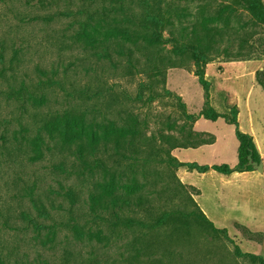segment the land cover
<instances>
[{
	"label": "trees",
	"instance_id": "trees-1",
	"mask_svg": "<svg viewBox=\"0 0 264 264\" xmlns=\"http://www.w3.org/2000/svg\"><path fill=\"white\" fill-rule=\"evenodd\" d=\"M62 2L74 8L58 15L75 20L78 29L62 37H50L48 41L58 46L60 52L66 42L71 47L79 46L81 51L78 56L51 63L49 68L41 67L38 86L45 91L58 88L65 101L73 106L62 113H35L32 118L35 128L27 131L33 132V136L26 140L33 148L34 156L29 157L30 161L43 155L51 156L52 172L73 177L80 187L49 189L59 194L63 202L67 201L68 206L63 202L55 205L49 195L46 197L51 202L48 207L38 198L37 183L30 185L23 180L25 187L14 194V198L29 200L31 209L19 215L28 225H11L4 221L1 229L14 238L28 232L35 238L46 233L48 240L51 234L63 235L62 250L59 258L40 254L32 258L27 253L2 247L0 264H100L94 252L95 257L87 259L74 254L71 237L114 241L132 235L133 240L140 242L145 238L146 248L150 250L159 247L151 232L163 228H168L179 240L182 236L190 237L191 226L211 231L215 236H228L227 229L216 228L207 218L177 172L181 167H188L200 174L213 170L230 176L255 171L249 164L250 159L260 163L261 156L253 137L240 129L238 108L231 107L229 115L213 107L212 83L206 77V68L215 55L192 36L195 32L192 34L185 26L176 27L175 21L186 11L179 5L181 0H41L39 4L50 7ZM240 11H245L255 24L264 26L263 0H235L234 4L218 6L216 13L230 17ZM39 19L43 20L31 21ZM54 19V16L45 17L44 21L51 23ZM21 49H15V53ZM165 51L192 61L194 75L204 91L205 102L199 114L190 113L186 103L165 87L167 72L176 67L175 61L165 56ZM19 61L20 58L16 62ZM0 75L4 76V69L0 70ZM257 76L264 90V83ZM129 79H138L135 92L118 90L120 81ZM23 91H28L33 102L38 101L36 94L24 85L16 92ZM166 97L177 99L181 110V116L169 128L181 121L183 124L178 126L181 132L187 130L189 134L198 135L194 127L200 118L212 122L224 118L235 126L238 164L234 167L227 164L202 166L180 162L173 155L176 149H197L212 144L206 139L182 143L163 131L143 136L148 123L135 111V106ZM2 140L8 143L7 137L2 136ZM72 142L75 149L70 147ZM85 184L89 186L87 189ZM130 187L147 188L150 194L117 193L119 189ZM181 197L186 201L176 203ZM166 201L173 204L171 209L166 208ZM190 207L194 209L189 210ZM0 216L4 218L1 213ZM237 254L249 258L253 264H264L261 256L242 254L239 249Z\"/></svg>",
	"mask_w": 264,
	"mask_h": 264
},
{
	"label": "rangeland",
	"instance_id": "rangeland-1",
	"mask_svg": "<svg viewBox=\"0 0 264 264\" xmlns=\"http://www.w3.org/2000/svg\"><path fill=\"white\" fill-rule=\"evenodd\" d=\"M40 1L0 0V70L4 69V76L0 75V213L4 217L0 216V251L2 247H5L10 251L16 249L20 254L27 253L32 258L37 254L59 258L62 240H64L63 235L51 234V239L48 240L46 233L35 238L33 233L28 232V234L14 238L1 229L4 221L11 225L16 223L22 226L28 225V222L20 219L19 215L22 211L31 209L29 200L14 198V194H18L19 190L25 187L23 180L30 185L33 182L37 183L38 198H41L44 201L43 204L48 207L51 205V202L46 199L49 195L55 200V205L64 201L59 194L52 193L49 189L61 191L60 186L67 188L69 185H79L73 177L52 172L51 156L43 155L34 161L29 160V157L34 154L30 141L26 138L33 136L31 132L35 128L33 115L48 111L62 113L67 107L71 109L73 106V103L65 101L63 93L58 88L45 91L38 86L41 78L39 69L49 68L51 63H59L65 58L78 56L81 51L79 46L71 47L66 42L60 47L63 49L60 52L58 46H53L52 42L48 41L50 37H62L78 29L75 20L68 16L58 15L62 11L71 10L74 6L62 2L59 5L45 7L39 4ZM234 2L235 0H181L179 5L186 11L175 21V25L176 27L185 26L192 34L195 32L192 36L202 41L203 47L210 49L215 55L214 61L209 65L211 66L210 76L216 77V73L223 72L224 67L229 63L251 61L255 66V78L258 74L257 77L264 83V26L255 24L245 11H240L237 15L230 17L216 13L218 6L234 4ZM52 16L55 19L51 23L44 21L45 17ZM34 18H43V20L32 22ZM160 47L164 49V44ZM18 48L22 49L16 54L15 49ZM165 56L176 63V67L167 72L165 87L185 103L183 97L176 92L183 91L192 108L198 106L202 87L194 75L192 61L187 57L176 56L166 51ZM19 58L21 61L16 62ZM137 81L138 79L121 80L118 90H128L134 93ZM215 83L216 92H218L220 84L218 81ZM234 83L243 85V88L239 89L242 90V95L246 96L250 77ZM22 85L36 94L38 98L36 103L30 99L28 91L16 92L21 89ZM261 92L264 94L262 90ZM42 99L47 101L42 102ZM227 101V97L223 95L217 101L220 108L213 107L218 112L230 115L231 106L227 104ZM211 102L213 105L212 90ZM239 102L243 108V123L246 126L249 121L248 109L242 99ZM179 103L173 97H166L157 99L151 104H137L135 111L148 123L143 136L163 131L167 135L177 137L182 143H194L202 139L214 143L215 137L212 134L194 135L189 134L187 130L181 132L178 129V126L183 124L181 121L171 126L172 128L168 127L181 116ZM253 108L257 110L258 117H264V99L257 91H254ZM187 110L192 113L188 106ZM207 123L209 125L206 127L215 131L217 143L204 154L202 165L227 164L234 167L230 137L232 126L229 128L216 127L213 122ZM29 129L31 131L27 132ZM2 136L8 138L7 144L5 143L7 141L2 140ZM70 147L75 149L76 145L72 142ZM191 158L195 157L192 155ZM189 172L193 173L192 177ZM208 172L206 177H203L196 170L181 167L177 175L197 204L202 205L215 217V227L227 229L228 236L224 234L215 236L211 231L191 226L188 233L190 237L182 236L179 240L175 235H171L168 228H163L157 232H151L152 238L158 241L159 247L150 250L146 248L145 238L140 239V242L139 239L133 240L132 235L114 239V241L71 237L73 253L81 254L87 259L94 258L95 255H92L94 252L100 264H253L249 258L239 256L237 249L242 254H253L264 258V212H262L264 202L261 200L264 182L249 180L233 174L224 176L213 170ZM185 179L191 181L196 187L190 186ZM85 187L87 189L89 186L85 184ZM237 190L242 192V196L246 193L243 196L245 198H240V209L242 206H248L251 213H255L246 214L252 217L250 219L244 218L237 204L229 198V195ZM117 193L142 196L150 194L147 188L140 187L119 189ZM201 193L202 198L199 201L197 197ZM246 195L249 196L246 197ZM217 198L221 199L220 203ZM182 200L186 201V198H178L176 203ZM63 203L65 207L68 206L67 201ZM165 205L168 209L173 207L169 201H166ZM193 209L189 208V210ZM58 262L59 259H57Z\"/></svg>",
	"mask_w": 264,
	"mask_h": 264
},
{
	"label": "crops",
	"instance_id": "crops-1",
	"mask_svg": "<svg viewBox=\"0 0 264 264\" xmlns=\"http://www.w3.org/2000/svg\"><path fill=\"white\" fill-rule=\"evenodd\" d=\"M210 65V64H209ZM207 66L206 68V77L207 79L212 83V99H213V106H215L216 108H220L219 104H218V99H220V97H222L223 95H225L228 99V105L233 107L236 106L239 110V114H238V121H239V126L242 132L249 134L253 137L254 142L256 144V147L260 153L261 156V161H263L264 163V117H258L257 116V110H255L253 108V96H254V91H257L259 93V95H261L264 99V94L261 92V90L264 92L263 88L258 84L255 76H254V68L255 66L253 65V62L251 61H245V62H240V63H229L228 65H226L224 67L223 72H219L218 74L216 73V77L215 76H210V68L211 66ZM250 77V84H249V90L246 94V96H244V94L242 95V90H240L239 88H243L242 84L239 83H234L235 81L239 82L243 79H247ZM228 79V80H227ZM215 81H218L220 84V89L218 92H216V88L217 85L215 83ZM176 91V90H175ZM181 91V90H180ZM177 93H179L180 96L183 97V100L185 101V103L187 104V106L189 107L190 111L193 114H199L204 106V91L202 89V92L199 93V99H198V106H195L194 108H192V105L187 101L186 96L184 94V92H179L176 91ZM242 99L245 102V107L248 109L247 113L249 114V118H248V123L245 126V124L243 123V108L239 102V100ZM257 108V107H256ZM221 113V112H220ZM226 114V113H223ZM207 122H212L209 120H206L204 118H200L194 127V130L197 133H202L205 135H213L215 137V142L209 145H203L197 149H182V150H175L173 152V155L180 161L183 163H197L199 165H202V157L204 156V154H206L210 147H213L216 145L217 143V139L215 136V131L210 128V127H206L207 125H209V123ZM213 125L216 127H225L226 128L229 126H232V130H231V142H232V159L234 161L233 166H236L238 164V149H239V142L237 140L236 137V128L235 126L229 124L224 118H220L217 121L213 122ZM233 138V139H232ZM192 155L195 158H191ZM203 166V165H202ZM209 172L205 173V174H201L203 175V177L208 174ZM189 174L191 175V177L193 176V173L189 172ZM233 175H238L239 177L242 178H246L249 180H255L257 182H264V174H261L257 171H250V172H243V173H234ZM185 181L192 187H196V185H194L191 181H188L185 179ZM264 188V187H263ZM246 194V193H245ZM245 194H243V196H245ZM249 194V193H248ZM252 196H256L251 194ZM242 196V192H239L238 190L233 192L232 194L229 195V198L233 199V202L237 204V207L240 211V213H242V215L244 216V218L246 219H250L252 218L249 215L246 214H252L249 207L248 206H242L240 209V204H241V199L240 198H245ZM249 195H246V197ZM202 198V193L197 197V199H199V201ZM256 198V197H255ZM261 200H263L264 202V191L262 193V197ZM218 203L221 202V199L217 198ZM200 203V202H199ZM263 205V210L262 212H264V203H262ZM202 208V211L204 212V214L207 216V218L209 220H211L213 222V224L215 225V217L213 215H211L202 205H200ZM255 214V213H253ZM252 214V215H253ZM239 224H241L240 222H238ZM216 226V225H215Z\"/></svg>",
	"mask_w": 264,
	"mask_h": 264
},
{
	"label": "water",
	"instance_id": "water-1",
	"mask_svg": "<svg viewBox=\"0 0 264 264\" xmlns=\"http://www.w3.org/2000/svg\"><path fill=\"white\" fill-rule=\"evenodd\" d=\"M249 164L253 166L255 171H258L259 173L264 174V163H263V161H261L260 163H255V162H252V160L250 159Z\"/></svg>",
	"mask_w": 264,
	"mask_h": 264
}]
</instances>
